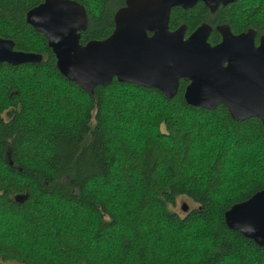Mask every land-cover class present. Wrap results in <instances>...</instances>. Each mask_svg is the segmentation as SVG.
<instances>
[{
    "label": "trees",
    "instance_id": "1",
    "mask_svg": "<svg viewBox=\"0 0 264 264\" xmlns=\"http://www.w3.org/2000/svg\"><path fill=\"white\" fill-rule=\"evenodd\" d=\"M43 0H0V37L40 53L0 62V264H264V245L227 227L224 212L264 189V125L227 108L189 105L180 80L166 97L115 78L86 90L64 77L43 33L25 20ZM104 39L125 0H75ZM212 25L264 35V0L211 12L170 11L168 27ZM11 160L12 164L9 163ZM27 193L22 202L17 194ZM179 197L194 203L183 215Z\"/></svg>",
    "mask_w": 264,
    "mask_h": 264
},
{
    "label": "water",
    "instance_id": "2",
    "mask_svg": "<svg viewBox=\"0 0 264 264\" xmlns=\"http://www.w3.org/2000/svg\"><path fill=\"white\" fill-rule=\"evenodd\" d=\"M234 1L125 0L113 14L111 34L84 44L80 32L88 18L84 5L75 0H43L26 12L25 20L46 37L60 73L83 89L109 85L115 78L171 98L183 80L187 104L210 110L222 104L234 120L257 117L264 125V35L256 43L254 28L235 34L229 25L219 24L215 29L221 40L211 45L212 25L207 22L187 37L184 24L168 27L175 6L188 9L202 2L214 12ZM41 59L40 53L15 50L11 39L0 37V62L18 65ZM27 196L14 199L22 202ZM188 208L182 203V211ZM224 220L228 228L264 245V189L230 206Z\"/></svg>",
    "mask_w": 264,
    "mask_h": 264
},
{
    "label": "rangeland",
    "instance_id": "3",
    "mask_svg": "<svg viewBox=\"0 0 264 264\" xmlns=\"http://www.w3.org/2000/svg\"><path fill=\"white\" fill-rule=\"evenodd\" d=\"M182 203H186L189 207H192L194 205V203H192L191 201H189L188 199L184 198V197H179L174 210L179 214V215H183L184 211H182L181 209V205Z\"/></svg>",
    "mask_w": 264,
    "mask_h": 264
}]
</instances>
